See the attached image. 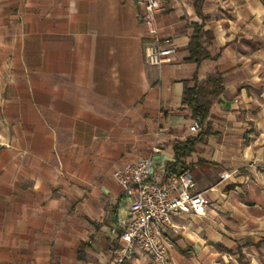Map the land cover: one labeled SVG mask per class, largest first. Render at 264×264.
<instances>
[{
  "label": "crops",
  "instance_id": "0c3cea01",
  "mask_svg": "<svg viewBox=\"0 0 264 264\" xmlns=\"http://www.w3.org/2000/svg\"><path fill=\"white\" fill-rule=\"evenodd\" d=\"M200 12L161 0L177 50L157 67L134 0H0V264H109L129 216L112 175L140 157L155 178L187 171L207 201L174 219L176 264H264V0ZM194 24L213 36L200 65L186 61ZM194 76L224 90L173 167L174 144L197 135L181 101ZM124 264L151 261L136 249Z\"/></svg>",
  "mask_w": 264,
  "mask_h": 264
},
{
  "label": "built area",
  "instance_id": "2783aa9c",
  "mask_svg": "<svg viewBox=\"0 0 264 264\" xmlns=\"http://www.w3.org/2000/svg\"><path fill=\"white\" fill-rule=\"evenodd\" d=\"M144 8V23L148 29L149 43L144 49V60L149 66H162L171 62L176 45L170 37L159 34L156 25L161 11V0H134ZM197 134L201 126L194 120L189 128ZM231 173H221L226 180ZM128 202L129 216L121 223L118 246L113 250L109 264H124L138 249L150 258L151 264H176L171 256L168 233H178L174 219L186 215L202 214L207 206L204 195L196 192V185L187 171L171 176L164 171L160 178L152 172V161L138 158L113 173Z\"/></svg>",
  "mask_w": 264,
  "mask_h": 264
},
{
  "label": "trees",
  "instance_id": "16d2710c",
  "mask_svg": "<svg viewBox=\"0 0 264 264\" xmlns=\"http://www.w3.org/2000/svg\"><path fill=\"white\" fill-rule=\"evenodd\" d=\"M190 1L195 14L203 20L200 11L206 0ZM212 40L213 36L210 32L204 31L202 25L194 24L187 44L188 58L186 61L200 65L203 61L211 60L212 56L204 48V42H211ZM223 90V82L220 76L207 77L202 81H198L194 76L191 80L184 81L182 106L187 110L190 119L201 126V130L196 136L174 144L175 164L171 166L174 167L180 164L183 168V160L194 151L195 145L209 134V125L206 123V118L211 106L217 101ZM240 258L241 255H239Z\"/></svg>",
  "mask_w": 264,
  "mask_h": 264
}]
</instances>
